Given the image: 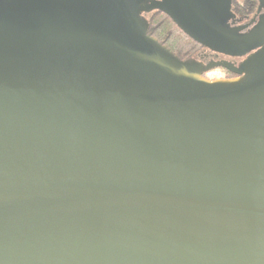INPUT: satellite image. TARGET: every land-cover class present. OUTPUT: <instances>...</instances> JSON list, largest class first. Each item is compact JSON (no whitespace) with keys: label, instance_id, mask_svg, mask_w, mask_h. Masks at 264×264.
Returning a JSON list of instances; mask_svg holds the SVG:
<instances>
[{"label":"water","instance_id":"water-1","mask_svg":"<svg viewBox=\"0 0 264 264\" xmlns=\"http://www.w3.org/2000/svg\"><path fill=\"white\" fill-rule=\"evenodd\" d=\"M141 2L0 0V264H264V49L210 80L139 13L229 55L264 24Z\"/></svg>","mask_w":264,"mask_h":264},{"label":"flooded vegetation","instance_id":"flooded-vegetation-1","mask_svg":"<svg viewBox=\"0 0 264 264\" xmlns=\"http://www.w3.org/2000/svg\"><path fill=\"white\" fill-rule=\"evenodd\" d=\"M150 1L142 0L140 6L146 7ZM154 10H141L139 15L146 22L149 14ZM261 24H264V4L260 0H231L230 13L223 23L225 27L230 29L239 28L237 34L242 35L250 33ZM261 49H264V43L243 55H229L211 50L197 43L195 50L183 60H192L198 64L200 66L199 74L206 78L215 70H218L219 76L211 79L209 77L208 79L210 80L233 78L244 73L243 64L251 56H255Z\"/></svg>","mask_w":264,"mask_h":264},{"label":"trees","instance_id":"trees-1","mask_svg":"<svg viewBox=\"0 0 264 264\" xmlns=\"http://www.w3.org/2000/svg\"><path fill=\"white\" fill-rule=\"evenodd\" d=\"M146 22L148 33L166 45L180 59L186 58L195 50L197 43L183 33L161 10L152 11Z\"/></svg>","mask_w":264,"mask_h":264},{"label":"rangeland","instance_id":"rangeland-1","mask_svg":"<svg viewBox=\"0 0 264 264\" xmlns=\"http://www.w3.org/2000/svg\"><path fill=\"white\" fill-rule=\"evenodd\" d=\"M218 76H219V71L218 70H215L209 77L211 79V78H215V77H218Z\"/></svg>","mask_w":264,"mask_h":264}]
</instances>
